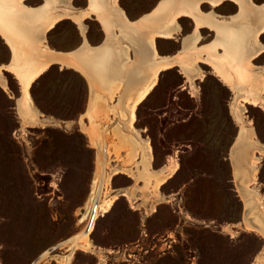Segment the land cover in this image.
<instances>
[{
	"label": "rangeland",
	"instance_id": "374dc122",
	"mask_svg": "<svg viewBox=\"0 0 264 264\" xmlns=\"http://www.w3.org/2000/svg\"><path fill=\"white\" fill-rule=\"evenodd\" d=\"M72 2L79 9L89 6V0ZM118 2L136 20L151 13L160 0ZM24 3L39 6L45 0ZM212 8L203 4L205 11ZM238 9L231 0L215 8L224 17ZM8 20L13 29L10 39L0 35V66L9 86L0 83V264H31L41 254L44 256L37 264H264L259 259L264 257V235L253 226L257 223L264 231V213L249 188L257 152L253 142L251 147L236 144L240 124L232 109L251 85L237 75L234 66L215 55L214 62L226 64L238 83L244 84L245 90L237 94L212 64L198 60L201 78L192 80L179 66L163 70L158 85L137 106L134 125L140 130L139 138L153 146L151 169L178 165L156 192L155 182L146 185L145 179H137L131 172L136 170L139 175L144 168L143 148H137L136 157L130 155L129 145L122 146L118 154L114 150L117 138L113 128L117 124L128 144L130 135H135L128 117L122 119L109 109L93 113L88 108L95 94L102 97V103L117 107L119 98L112 100L109 82L125 77L122 51L101 59L99 49H90L93 52L86 59L94 71L93 83L79 69L51 62L30 88L41 114L33 121L35 115L20 103V79L8 65L15 59L20 70L37 65L43 60L41 47L33 23ZM99 20L97 14L87 18L84 34L74 20L63 18L46 32L44 43L55 50L71 51L79 48L86 36L91 45L101 44L107 34ZM178 21V35L156 40L161 54L180 53L182 38L195 28L191 17ZM201 32L196 54L216 37L207 27ZM260 40L264 43V33ZM224 50L219 46L218 54ZM77 53L83 54L84 48ZM263 53L254 59L256 65H264ZM261 104L245 103V115L258 135L255 138L264 143ZM92 129L96 130L95 140ZM101 140L113 169L105 191L110 196L117 193V197L109 211L99 212L89 234L94 247L87 250L75 246L73 240L89 220L99 176L97 141ZM261 156L258 180L252 186L263 195L264 202V154ZM247 205L251 212L248 219Z\"/></svg>",
	"mask_w": 264,
	"mask_h": 264
},
{
	"label": "bare ground",
	"instance_id": "6f19581e",
	"mask_svg": "<svg viewBox=\"0 0 264 264\" xmlns=\"http://www.w3.org/2000/svg\"><path fill=\"white\" fill-rule=\"evenodd\" d=\"M24 1L25 0H0V31L10 39L12 34L11 31H13L8 20L10 18L30 21L35 26L36 32H34V36L39 41L41 47L40 54L42 55L43 60L38 62L35 66L28 67L27 69L25 68L26 70H23V68L20 70V67L19 69L16 67L15 62L17 59H15L14 62L11 61V64L8 65L11 69L16 71V74L20 79L23 91V97L20 103L28 112L35 115L31 119L37 121L41 116L40 112L34 105L31 96V85L37 77L46 71L51 62H59L66 66L69 65L79 69L92 80L91 83H93V80L95 79L94 71L87 62L86 55L93 52L90 51V49H95L97 46L91 45L87 37L84 35L85 39L81 45V47L84 48V53H67L65 55L67 59L63 60L57 58L63 56L62 54L57 53L44 43L46 42V32L55 27V25L63 18H71L79 25L82 32L85 34L87 24H85V20L92 17L93 14H97L98 19H100L99 21H101L107 34V38L98 52V57L101 59L112 57L115 56L117 51L121 50L122 54L126 57L123 64L121 63L125 70V77L115 78L113 81L112 79H109V81H112V83L109 82L111 84L110 92L112 100L115 97L119 98L116 108L115 106L108 105L106 101L102 103V97H96V94L95 97H92L90 100L88 108L90 112L93 113H97L100 109H109L122 116V119L128 117V126L132 128L135 135H130L131 143L128 144L129 142H127L126 138L118 132L117 129L119 128L117 127H119L120 124H117L113 128L114 132L112 131L117 138L113 145L114 150L118 154L122 146L129 145L130 155L136 157L137 153H135V151L141 146L144 151V160L141 161L144 164V168L139 171V175H136V170H132L131 172H133L137 179H145L146 185L155 182L154 188L156 192H159L160 186L163 185L167 178L172 175L178 165L171 169L163 168L160 171H158L159 169L157 171L151 169L154 155L152 152L153 146L149 140L139 138L141 137L140 130H137L134 125L137 118V106L140 103H143L144 99L156 86L159 75L163 70L179 66L185 76L187 75L194 80L196 76L201 74V69L197 64L198 60L212 64L220 78L228 86L234 88L237 94L238 92L243 91L244 88H242V86H244V84L238 83L236 74L233 71H229L226 64H216L214 62L217 61L215 55L220 59L227 60L232 66H234L237 75H240V77L242 76L251 85V88L246 89V92L241 96V99L233 104L232 109L234 110V114L240 127L249 133L250 139L255 144V151L257 153L254 154L255 151L253 153L254 157L252 165L254 172L250 177L251 186L249 188L252 189L255 199L264 213L263 195L260 196L258 189L252 186V184L256 183L258 180L256 175L258 170L257 163L259 162V159L262 158L261 155L264 154V143L258 140L259 137L258 139L255 138L257 133L251 125V121L248 120L245 115V103L264 104V65H256L254 63V59L264 52V43L260 40V36L264 33V2L258 4L255 0H231L239 6V9L236 13L224 17L218 14L215 8L221 6L226 0H160L157 7L151 13L143 15L139 19L132 20L124 10L123 6L121 7L118 0H89V6L83 9L76 8L72 0H45V4L38 9H33L25 4ZM204 3L211 4L213 8L205 11L203 9ZM52 6L56 7L55 13L51 9ZM5 13H8V15H2ZM183 16L191 17L194 20V30L182 38V49L180 50V53L176 55L161 54L157 47L156 40L158 37L173 38L178 35L181 31V24L179 23L178 18L180 19V17ZM204 27L215 31L216 37L213 41L200 47L202 50L196 54L195 51L198 49V43L202 38L201 29ZM5 36L3 38H5ZM219 46L224 47V54H218L217 50ZM133 51L135 52V55H133ZM43 55H46V57ZM201 57H204V59H201ZM15 58H17L16 55ZM18 59L20 60V58ZM2 68L3 66H0V83L3 87L7 88L9 87L6 80L7 78L4 77ZM118 77L120 76L118 75ZM24 120L25 122L26 120L28 121L26 117ZM95 133L96 130L92 129L91 136L94 140L97 138H95ZM97 142L100 159L98 164L99 176L92 197L93 201L91 209L89 208V219L96 201L99 200L97 212L98 217L99 212L103 213L109 211L112 207L113 201L117 197V193L110 196L109 192L107 190L105 191L106 185L111 182L113 169L109 165L108 157L106 158L105 156L106 151L103 141L101 140ZM247 203H249V201ZM249 209V205H247L246 210L249 211V213L247 212L246 214L247 219L251 216ZM253 226L262 231V234L264 235V231L257 226V223H253ZM85 231L86 228L73 240V244L88 250L93 248L94 245L91 241L92 239H89L90 232L85 233ZM70 259L71 255L69 256V260ZM259 259L264 260V257H260Z\"/></svg>",
	"mask_w": 264,
	"mask_h": 264
},
{
	"label": "water",
	"instance_id": "95a60500",
	"mask_svg": "<svg viewBox=\"0 0 264 264\" xmlns=\"http://www.w3.org/2000/svg\"><path fill=\"white\" fill-rule=\"evenodd\" d=\"M90 43V42H89ZM52 49V48H51ZM55 50V49H53ZM57 53L59 54H62L63 56H59L57 58H60V59H67L66 58V54L69 53L70 51H60V50H55ZM40 56H42L40 54ZM46 57V55H43ZM236 144H240V145H244L246 147H251V146H254V144L252 143L251 139H250V136L249 134L243 130L241 127H240V130H239V134H238V138H237V142ZM105 156L106 158L108 157V152H107V148L105 147ZM121 195H125L121 192ZM98 207H99V200L95 202L94 206H93V209H92V212H91V216H90V219H89V222L87 224V227L86 228V231L85 233H89L91 232V229L93 228L94 224H95V221L97 219V212H98ZM44 256V254H41L39 257H37L31 264H37L39 262V260Z\"/></svg>",
	"mask_w": 264,
	"mask_h": 264
},
{
	"label": "crops",
	"instance_id": "0c3cea01",
	"mask_svg": "<svg viewBox=\"0 0 264 264\" xmlns=\"http://www.w3.org/2000/svg\"><path fill=\"white\" fill-rule=\"evenodd\" d=\"M44 4H45V3H43V4L39 5V6H30V5H28V6L32 7L33 9H38V8H40L41 6H43ZM86 8H87V7H86ZM51 9L53 10L54 13L56 12V11H55L56 7L52 6ZM80 9H82V8H80ZM2 15H8V13L2 14ZM0 32H1V34L4 35V33H3L2 31H0ZM4 36H5V35H4ZM5 38L8 39L7 36H5ZM105 40H106V39H105ZM104 42H105V41H104ZM101 45H103V43H101V44H99V45H95V46H97L96 49H99V50H100ZM81 48H83V47L80 46L79 48H77V49H75V50H71L69 53H70V54H82V53H77V50H79V49H81Z\"/></svg>",
	"mask_w": 264,
	"mask_h": 264
},
{
	"label": "trees",
	"instance_id": "16d2710c",
	"mask_svg": "<svg viewBox=\"0 0 264 264\" xmlns=\"http://www.w3.org/2000/svg\"><path fill=\"white\" fill-rule=\"evenodd\" d=\"M1 35V34H0ZM2 36V35H1ZM3 37V36H2ZM5 39V38H4ZM99 45V44H98Z\"/></svg>",
	"mask_w": 264,
	"mask_h": 264
}]
</instances>
